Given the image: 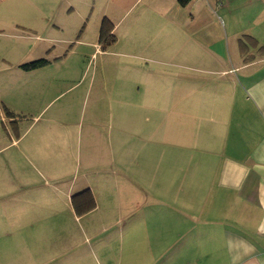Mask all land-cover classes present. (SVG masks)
<instances>
[{
  "label": "crops",
  "instance_id": "crops-1",
  "mask_svg": "<svg viewBox=\"0 0 264 264\" xmlns=\"http://www.w3.org/2000/svg\"><path fill=\"white\" fill-rule=\"evenodd\" d=\"M72 2L82 7L80 18H89L78 42L94 53L116 48L126 23L119 68L127 74L119 69L113 80L104 62L98 85L109 91L118 79L127 81L110 91L107 121L124 118L115 129L129 140L115 148L123 141L109 143L97 131L105 103L97 97V66L66 64L64 49L35 57L13 45L12 53H0V114L7 119L0 123V247L6 250L0 264H86V240L97 264H117L112 243L97 239L121 229L123 217L128 235L145 233L147 242L155 235L164 250L159 264H200L218 244L226 264H264V0ZM96 10L102 17L87 41L82 36ZM104 22L116 38L106 49ZM40 26L52 47L75 40L56 37L63 25L50 16ZM5 28L14 29L0 20V37L11 36ZM247 35L259 42L249 45L251 60L241 48ZM42 57L51 62L21 67ZM134 138L143 148H133ZM108 189L115 203L102 207ZM101 208L117 217L105 221L109 215L101 211L97 219ZM134 244L126 249L137 251ZM172 247L176 260L171 252L166 258ZM129 257L125 264L150 263Z\"/></svg>",
  "mask_w": 264,
  "mask_h": 264
},
{
  "label": "rangeland",
  "instance_id": "rangeland-1",
  "mask_svg": "<svg viewBox=\"0 0 264 264\" xmlns=\"http://www.w3.org/2000/svg\"><path fill=\"white\" fill-rule=\"evenodd\" d=\"M31 1H34L32 5H30V0H0V20L2 21V23L3 22L7 23L9 27L14 28L13 30H10L8 28L4 29V32L7 35H11V36L10 37L9 36L0 37V53L1 54L2 53L8 54L9 52L12 53L13 45L19 46L24 53H27L28 55H32V56L34 55L35 57L44 55L46 51L48 53L49 48H51L50 55L52 52L57 53L64 49L63 53H67L68 55L66 64L70 66H75V65L84 63L85 66H91V68L93 66H97V97L103 98L104 102L106 103L105 104L100 101L101 110L98 109L97 111V131L100 133L104 132L106 135H109L111 139L109 143L110 142L112 144L116 143L115 142L116 139L123 141L122 143H116L115 146L117 147L115 148H126V146L124 145H126L127 143L126 141L129 140V137H127V135L125 136V134H123V136L121 135L122 137H120V134L118 135L115 129V126L117 124H123V123L125 124L124 118H118L119 119L118 121L116 120V118L112 121H107V120L109 119V116H110L109 115L110 110L108 106L110 105L108 99L111 98V96H109L111 95L110 91L116 92L117 88H115V84H117L118 86L119 84L121 85L123 83L121 85L122 87L127 84V81L123 82L122 79H118L117 82L112 86V89H109V91L102 88L103 85H98V83L102 84L103 82V78L102 79L100 78L102 76L100 69H101L102 64H104V62L107 65L110 64L109 66L113 68L111 69L113 71H107L106 73L107 76H115V77H111L113 80L116 78V76L117 78L119 77V73H118L119 69L127 74V67L124 66L123 68H119L120 65L124 63L123 62L124 57L122 56L123 55L122 51H126V48H127L125 36H123L125 32L122 33L123 28L126 26V23H124L118 31V33L122 35V38H121V43L117 45L116 48H113L108 55H103L99 50H97L96 53H94L92 49H89L87 46L80 45V43L78 42V39L80 38L78 34L84 32L85 26L89 19V18L85 19V18L79 17L78 11L82 10L81 6L78 5L76 7V5L72 2V0H31ZM47 1L51 3L49 5H46ZM97 10L95 11L94 16L90 20L91 22L90 26L92 27V29L88 31L89 28L87 27L86 33H84L86 35L82 36V38H85L87 36L85 38V40L87 41L92 40L94 38L93 37L94 31H97V27H98L97 21L100 20L102 17V15L98 17ZM49 16L50 18L53 19L54 23H59L63 25V30L56 37L58 36H61L62 38L74 37L75 40L69 41L68 43H64V44L63 42L60 43L58 41H55L54 43L56 46L54 47H52L53 44L51 43L47 44L46 43L47 41L45 40L47 39V37L51 35L48 32L41 33L40 30H42V28L40 24L41 23L43 24V21ZM34 20H36L35 23H34ZM14 22L22 23L29 27L30 26L35 27L36 32L34 33L31 30L21 31L18 28L14 27L13 25H10L11 23H14ZM4 27H7V26H4ZM82 29L84 30L82 31ZM19 32H21L22 36L18 35ZM52 57L50 58L53 59ZM116 60L119 63L115 62L114 64L113 63L111 64L110 61H116ZM114 70H115V73H114ZM112 82H115V81H112ZM62 100H64V98L58 100V102ZM57 105L58 103L54 102L52 104L53 106L52 109L55 108ZM114 105H117V104L114 103ZM102 106L104 108H102ZM117 109L120 110V106L119 107L117 106ZM123 132L126 133L125 131ZM131 143H132L131 145H133V148H143L141 138H134V140H131ZM106 151H105V154H104L105 156L103 157V160H107L108 152ZM117 156L119 157L120 162H122V159H123V162L126 165V162H127L126 156H124V154H121V153L117 154ZM110 178L111 180L115 179V175L111 174ZM118 179L120 180V176L118 177ZM122 186H125V184L124 183L121 184V190H124ZM112 187L113 188L115 187L114 182H112ZM104 188H107V187L103 186L101 189H104ZM108 196L112 197L110 189H108L105 196H103L102 198V202H101L102 207H106V206L108 207V205L115 203V200L112 198H109ZM101 211H103L105 215H109L106 209L101 208V210L100 211L98 210V213L96 214L97 219L100 218V216L102 215ZM111 215H109V217L106 216L105 221L109 222V221L114 220L117 217L115 216L113 218ZM123 222H124L122 224L123 227H120L121 229H118V226H115L108 233L104 232V233L99 234V238L97 239V241L99 240L103 241L106 238V240L112 243L113 247L115 248V250H113L115 254L114 258L118 259L117 264H125L126 256H127V259L130 258L129 256L138 257V258L141 257L145 261H148V262L150 261L149 264H159V261L156 259L159 258V255H161L164 250H163V247L161 249V245H159L158 243L157 244L155 243V235L150 234L151 238L149 242H147L148 239L144 240L146 236L145 233H140V232L136 233L135 231L128 235L126 233V227H125L126 224L124 221V217H123ZM171 222H173V220ZM81 235L83 236V234ZM171 236L172 234L169 235L168 233L167 237H168L169 242L173 240ZM77 237H79V233L71 235V239L77 238ZM85 237H90V243L92 244L97 242L93 240L92 236H90L89 234ZM1 242H2V236L0 235V245H1ZM86 242H87L85 245V249L87 252L86 260H88L86 264H97V261L95 260L97 258V252H95L94 254L91 253L89 251L90 244L88 243V240H86ZM156 242H158V240H156ZM127 243L129 244L135 243L134 245L139 244L137 245L139 246L138 250L136 251L135 249H130V250L126 249ZM173 251H174L173 247L171 248V250L169 251L167 250L166 258H168V254L171 252L170 254L171 260L173 259L176 260L177 254H174ZM199 251L201 252L202 250H199ZM3 253L5 254L6 250H4L3 247H0L1 257L5 256L3 255ZM134 254H137V255H134ZM199 259H200V256H199ZM199 263L200 264H226L225 259H224V249L222 248L221 244H218L212 250L210 249L206 250L204 254V258L200 259Z\"/></svg>",
  "mask_w": 264,
  "mask_h": 264
},
{
  "label": "trees",
  "instance_id": "trees-1",
  "mask_svg": "<svg viewBox=\"0 0 264 264\" xmlns=\"http://www.w3.org/2000/svg\"><path fill=\"white\" fill-rule=\"evenodd\" d=\"M183 3H185L186 0H181ZM111 29L112 26L110 24H108L107 22H104L102 27H101V46L103 48H107L110 45H112L115 41L116 38L115 36L111 33ZM248 38H241V48L243 50V54L247 55V52L249 51V45H257L259 42L256 38L252 37V36H246ZM260 53L262 54L264 52V48L261 45L259 47ZM254 56L251 55H247L246 60H251L253 59ZM51 60L47 57H42L39 59H35L29 62H25L21 65V67L25 70H32V69H37L39 67H42L48 63H50ZM94 206V201L91 200V203L86 207V209H90Z\"/></svg>",
  "mask_w": 264,
  "mask_h": 264
},
{
  "label": "built area",
  "instance_id": "built-area-1",
  "mask_svg": "<svg viewBox=\"0 0 264 264\" xmlns=\"http://www.w3.org/2000/svg\"><path fill=\"white\" fill-rule=\"evenodd\" d=\"M7 119H6V116L5 114H0V123L1 122H5Z\"/></svg>",
  "mask_w": 264,
  "mask_h": 264
}]
</instances>
